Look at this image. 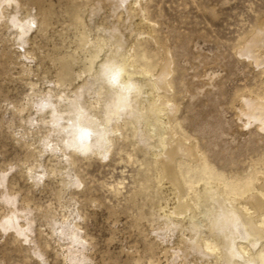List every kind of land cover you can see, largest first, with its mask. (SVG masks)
Returning a JSON list of instances; mask_svg holds the SVG:
<instances>
[{
	"label": "bare ground",
	"instance_id": "1",
	"mask_svg": "<svg viewBox=\"0 0 264 264\" xmlns=\"http://www.w3.org/2000/svg\"><path fill=\"white\" fill-rule=\"evenodd\" d=\"M25 1L0 0V65L14 63L9 48L15 49L23 78L31 74L37 81L28 82L24 102H5L19 120L9 122L11 132L31 148L21 165L27 178L35 185L45 176L56 181L59 210L41 219L53 240L63 242L62 261L97 264L72 190L84 185L80 159L105 162L117 147L124 162L140 166L125 199L131 227L145 242L130 257L133 264H264V157L252 161L245 174L226 173L197 134L185 129L177 115L169 49L159 44L148 15L150 0H88L70 7L73 40L61 34L67 50L55 55L49 49L45 56L54 68L49 76L46 65L35 70L28 65L36 56L30 34L35 30L49 40L52 9L43 0ZM147 40L158 47L148 49ZM234 51L259 78L255 88L236 90L235 118L240 128L254 126L264 133V16L238 39ZM5 177L0 171L5 206L0 229L28 241L34 212L24 206L26 198L19 201L6 188ZM122 185H110L115 197L124 195ZM85 201L107 205L91 194ZM116 213L109 212L113 224ZM40 251H34L38 258Z\"/></svg>",
	"mask_w": 264,
	"mask_h": 264
},
{
	"label": "rangeland",
	"instance_id": "2",
	"mask_svg": "<svg viewBox=\"0 0 264 264\" xmlns=\"http://www.w3.org/2000/svg\"><path fill=\"white\" fill-rule=\"evenodd\" d=\"M43 1L52 9L48 15L52 25L47 29L51 37L46 41L35 30L31 32L32 45L37 51L34 62L28 66L35 70L46 65L49 76L54 68L45 55L54 51L55 55L57 52L63 54L67 50L68 40L63 41L61 34L73 40L74 31L70 26L72 12L69 8L88 0ZM22 2L26 3L25 0ZM147 5L149 18L155 23L156 38L167 51L169 49L172 59L174 96L179 103L177 115L183 126L197 134L205 151L216 156L217 167L225 169L226 173L245 174L252 161L264 157V133L254 126L248 130L240 128L235 118L233 102L236 90L255 88L259 78L251 65L236 56L234 46L257 18L264 16V0H150ZM145 46L148 49L158 47L151 40H147ZM9 50L14 63L0 65L4 70L2 72L0 67V171L7 178L6 188L21 198L19 201L26 198L29 204L24 206L28 208L30 205L36 215H31H34L32 219L35 221L28 241L16 237L12 230L0 229V264H65L59 253L63 242L53 240L54 236L50 235L41 219L43 214L59 210L56 181L45 176L35 185L27 178L21 165L31 148L27 147V151L20 135L11 132L9 122L19 124V120L11 109L12 104L5 102H24V96L30 92L28 82H35L37 78L30 74V80L24 79L23 66L17 64V50ZM116 150L117 147L105 162L93 157L88 161L80 159L78 167L84 185L79 190H72L74 199L84 212L80 220L84 231H81L87 233L86 239L91 242L88 246L97 264H133L130 257L145 245L142 235L131 227L132 215L126 210L128 201L125 200L130 196L129 190L133 189V180L138 176L136 171L140 170V166L124 162L125 154ZM9 164L13 169L8 167ZM117 181H123L124 187L121 189L124 195L119 197H115L110 188ZM89 194L102 199L107 205L98 207L95 203V207L86 206ZM20 203L19 206L23 205ZM112 209L117 211L116 225L109 218ZM4 211L5 206L0 202V217ZM38 213L40 219L37 218ZM37 249L41 250V259L34 255Z\"/></svg>",
	"mask_w": 264,
	"mask_h": 264
},
{
	"label": "snow or ice",
	"instance_id": "3",
	"mask_svg": "<svg viewBox=\"0 0 264 264\" xmlns=\"http://www.w3.org/2000/svg\"><path fill=\"white\" fill-rule=\"evenodd\" d=\"M87 133H85V135H86Z\"/></svg>",
	"mask_w": 264,
	"mask_h": 264
}]
</instances>
